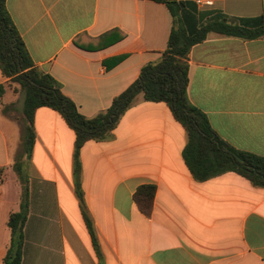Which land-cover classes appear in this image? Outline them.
<instances>
[{
    "label": "crops",
    "instance_id": "crops-1",
    "mask_svg": "<svg viewBox=\"0 0 264 264\" xmlns=\"http://www.w3.org/2000/svg\"><path fill=\"white\" fill-rule=\"evenodd\" d=\"M208 1L195 5L198 13L264 16V0ZM6 8L36 68L87 118L159 60L172 29L167 6L154 0H6ZM187 63L190 103L227 143L264 156V37L210 33ZM8 81L0 71V264L10 244L8 217L20 207L12 165L24 134L23 117H8ZM33 126L21 264H264V188L234 172L194 180L182 158L185 130L166 103L139 96L111 139L80 149L98 252L75 195L74 132L48 107L36 109ZM141 185L156 187L149 217L133 201Z\"/></svg>",
    "mask_w": 264,
    "mask_h": 264
},
{
    "label": "trees",
    "instance_id": "trees-1",
    "mask_svg": "<svg viewBox=\"0 0 264 264\" xmlns=\"http://www.w3.org/2000/svg\"><path fill=\"white\" fill-rule=\"evenodd\" d=\"M154 1L165 4L172 16L166 49L158 61L141 68L138 78L117 95L104 112L87 118L61 92L51 75L36 68L7 11L6 0H0V71L9 80L6 85L15 83L23 92L24 119L22 154L12 165L21 185L20 207L8 217L10 244L1 264H21L22 261L24 226L28 216V168L35 139L33 120L40 107L57 111L74 132L72 176L75 195L97 252L98 242L81 187L80 149L90 140L111 139L119 120L136 104L139 96L144 101L166 103L174 119L184 128L186 144L182 158L194 180L202 182L234 172L253 186L264 188V156L238 150L219 137L205 113L192 105L187 95L190 49L206 40L210 33L244 40L264 37V16L228 17L214 10L198 13L195 4L188 1ZM5 88L0 85V96ZM155 192V185H141L133 194L137 209L146 217L151 215Z\"/></svg>",
    "mask_w": 264,
    "mask_h": 264
},
{
    "label": "rangeland",
    "instance_id": "rangeland-1",
    "mask_svg": "<svg viewBox=\"0 0 264 264\" xmlns=\"http://www.w3.org/2000/svg\"><path fill=\"white\" fill-rule=\"evenodd\" d=\"M7 90L10 95L14 97L13 106L8 111V117L11 120L21 123L22 120V102H23V92L19 89V86L15 83L7 85Z\"/></svg>",
    "mask_w": 264,
    "mask_h": 264
},
{
    "label": "built area",
    "instance_id": "built-area-1",
    "mask_svg": "<svg viewBox=\"0 0 264 264\" xmlns=\"http://www.w3.org/2000/svg\"><path fill=\"white\" fill-rule=\"evenodd\" d=\"M210 1L208 0H195V5L197 7H203V6H206V5H210Z\"/></svg>",
    "mask_w": 264,
    "mask_h": 264
},
{
    "label": "water",
    "instance_id": "water-1",
    "mask_svg": "<svg viewBox=\"0 0 264 264\" xmlns=\"http://www.w3.org/2000/svg\"><path fill=\"white\" fill-rule=\"evenodd\" d=\"M169 1H172V0H169Z\"/></svg>",
    "mask_w": 264,
    "mask_h": 264
}]
</instances>
